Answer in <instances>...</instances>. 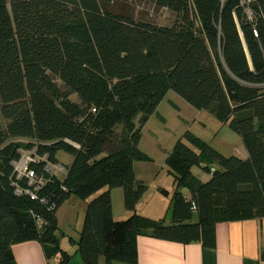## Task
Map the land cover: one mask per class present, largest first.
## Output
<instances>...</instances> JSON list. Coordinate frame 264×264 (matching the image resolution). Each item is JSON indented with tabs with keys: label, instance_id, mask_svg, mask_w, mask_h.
Instances as JSON below:
<instances>
[{
	"label": "trees",
	"instance_id": "16d2710c",
	"mask_svg": "<svg viewBox=\"0 0 264 264\" xmlns=\"http://www.w3.org/2000/svg\"><path fill=\"white\" fill-rule=\"evenodd\" d=\"M118 1L0 0V264H16L12 246L29 240L66 264L56 211L71 195L86 203L80 264H136L137 235L213 248L218 222L264 218V0L250 1V14L241 0H133L172 13L170 25L120 12ZM169 91L213 113L247 156L186 130L165 156L166 223L136 211L146 184L134 165L151 159L141 130ZM115 187L123 219L113 217Z\"/></svg>",
	"mask_w": 264,
	"mask_h": 264
},
{
	"label": "rangeland",
	"instance_id": "374dc122",
	"mask_svg": "<svg viewBox=\"0 0 264 264\" xmlns=\"http://www.w3.org/2000/svg\"><path fill=\"white\" fill-rule=\"evenodd\" d=\"M114 6V9L120 12L160 25H170L174 19L173 14L166 9L156 8L146 1L123 0L118 1ZM71 99L78 101L76 95H72ZM186 130L201 138L224 156H240L246 152L241 137L226 125L221 124L213 113L208 110H197L176 93L169 91L141 130L139 144L151 158L148 161L137 162L142 164H137V170H135L136 177L146 184V191L140 202L141 215L153 216L149 208L157 211L158 215L154 218H167L169 215L172 208L173 178L165 165V156ZM26 155L27 152H23L20 161L15 165L18 172L25 167ZM57 158L69 164L72 157L64 152H58ZM192 173L201 181L208 178V174L197 166L192 167ZM112 189L118 191L114 192L112 197L114 207L119 206L123 209L122 189L120 187ZM159 189L168 191V194H163ZM85 207L84 200L71 195L56 211L55 235L60 247L69 254L66 264H79L80 262V256L76 251V241Z\"/></svg>",
	"mask_w": 264,
	"mask_h": 264
},
{
	"label": "crops",
	"instance_id": "0c3cea01",
	"mask_svg": "<svg viewBox=\"0 0 264 264\" xmlns=\"http://www.w3.org/2000/svg\"><path fill=\"white\" fill-rule=\"evenodd\" d=\"M139 146L148 154L141 144ZM246 156L247 152L240 155L242 158ZM137 164L142 163L136 162L135 170H137ZM114 192L118 191L111 189V198ZM140 202L141 199L136 205L138 213H142ZM113 203L112 198V213L115 219H122L129 215L124 206L123 209L119 206L115 208ZM149 211L153 213V216L149 217H157L155 216L158 215L157 211L150 208ZM164 220L168 223L170 215ZM135 245L136 264H264V218L218 222L215 226L213 248H206L199 242L180 243L145 235L135 236ZM12 252L16 264H58V255L48 258L43 246L36 240L16 243L12 246ZM114 263L127 264L118 260H113L109 264ZM98 264H108V262L100 258Z\"/></svg>",
	"mask_w": 264,
	"mask_h": 264
},
{
	"label": "built area",
	"instance_id": "2783aa9c",
	"mask_svg": "<svg viewBox=\"0 0 264 264\" xmlns=\"http://www.w3.org/2000/svg\"><path fill=\"white\" fill-rule=\"evenodd\" d=\"M250 1H252V0H241V1H240V4L245 8V11H246L247 14H250V10H249L248 7H247V5H248V3H249ZM28 159H29V157L26 156V161H27ZM57 169H61V167L58 165V166H57ZM30 175H32V173H30Z\"/></svg>",
	"mask_w": 264,
	"mask_h": 264
}]
</instances>
